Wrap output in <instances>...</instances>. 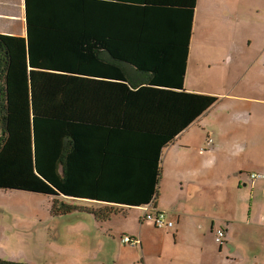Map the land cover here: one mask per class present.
Returning <instances> with one entry per match:
<instances>
[{"label": "trees", "instance_id": "trees-1", "mask_svg": "<svg viewBox=\"0 0 264 264\" xmlns=\"http://www.w3.org/2000/svg\"><path fill=\"white\" fill-rule=\"evenodd\" d=\"M196 3L2 0L0 190L154 209L164 150L219 101L184 87Z\"/></svg>", "mask_w": 264, "mask_h": 264}, {"label": "rangeland", "instance_id": "rangeland-1", "mask_svg": "<svg viewBox=\"0 0 264 264\" xmlns=\"http://www.w3.org/2000/svg\"><path fill=\"white\" fill-rule=\"evenodd\" d=\"M230 8L232 11L225 16L231 20L226 22L218 19L216 31L209 29L205 18L198 12L195 43L197 40L215 43L209 49L215 52L216 65L205 70L207 61L203 60L197 61L193 67L207 75L218 74L223 85L228 83L226 92L254 100L263 99V96L255 93L258 84L264 83V22L259 26L235 22L236 12L254 10L252 0H230ZM201 10H205V0L199 1L198 11ZM251 19L256 21L255 17ZM232 41L237 42V55L230 65H226L223 63L226 53L222 46ZM249 106L250 103H246V120L250 114ZM254 112L246 156L252 154V144L264 142V108L254 107ZM258 155L262 156V149H259ZM208 195L213 199L202 193L195 200L189 199L190 205H180L176 214L166 211L174 225L165 231L155 228L150 221L144 220L142 223L148 227L141 226L139 219L144 208L126 209L124 214L112 217L110 222L97 224L93 214L90 216L87 211L79 209H97L96 206L85 204L88 200L0 190V260L25 264H193V254L203 253L210 257L211 264H219L218 261L225 256L224 251L214 241L217 229L212 233L213 241L209 240L211 227L208 228V222L213 206L220 205L221 200L212 193ZM173 196L171 183L164 180L159 184L156 208L161 209L162 204L170 206ZM54 206L59 213L53 212ZM69 207H74V210H68ZM227 210L229 218L221 222L230 228L237 224L234 241L241 244L252 242L249 228L243 225V221L239 219L233 222L238 210L232 206ZM83 215L91 218L86 220L79 217ZM178 216L180 221L176 222ZM199 224H204L205 229H200ZM123 234L136 235L139 245L123 246L120 242ZM257 238L262 241L264 235L260 234ZM226 239L225 233L223 241Z\"/></svg>", "mask_w": 264, "mask_h": 264}, {"label": "crops", "instance_id": "crops-1", "mask_svg": "<svg viewBox=\"0 0 264 264\" xmlns=\"http://www.w3.org/2000/svg\"><path fill=\"white\" fill-rule=\"evenodd\" d=\"M199 1L197 0L195 8L184 87L187 92L218 97L219 101L164 150L160 184L164 180L171 183L174 200L170 206L162 204L159 210L155 203L152 210L163 213L169 210L170 213L176 214L180 205L191 204L189 199L195 200L202 193L206 194L209 199L213 198L208 194L217 195L221 204L213 206L211 211L208 222V228L210 226L211 230L208 238L213 241L212 233L215 229H221L227 235V239L221 247L225 256L218 263L221 264L220 261H224L223 264H264V240L259 241L257 238L260 234L264 235V179H250L254 174L264 177V142L252 144L254 150L250 156H246L247 139L255 117L254 107L264 108V98L254 100L226 92L228 83L223 85L218 74L207 75L193 67L197 61L202 62L203 60L207 61L205 70L216 65L214 62L215 52H211L209 49L215 43H203L199 40L195 43L198 12L205 18L209 29L216 31L219 27L217 20L230 21L231 19L225 14L232 11L230 0H205V10L201 11H198ZM252 4L253 11L234 14L237 24L247 22L259 26L261 22H264V0H252ZM23 13L24 7H21L17 19L15 18L21 23L13 26L14 32H8V24L5 23L4 32L8 36H25ZM252 17H255L256 21L252 20ZM13 18L14 16L10 13L0 12L1 22ZM11 23L13 22L11 21ZM245 32L246 30L243 31V33ZM237 48L236 41L222 46V50L226 53L224 64H231L237 55ZM233 66L235 68L236 65L233 63ZM255 95L264 97V83L258 84ZM248 102L250 103V114L246 120L244 112ZM245 124L246 130H244ZM243 136L245 137L244 144ZM259 149H262V156L258 155ZM192 174L193 179L191 178ZM230 192L233 193L232 196ZM85 204L96 206L97 209L104 206L89 201ZM229 206L238 210L233 222L239 221V219L243 221V225L249 228L248 232L252 242L246 244L235 242L234 235L238 230L237 224H233L230 228L221 222V220L229 218L227 210ZM86 210L90 211V209ZM143 217L144 211L142 218L139 219L142 223L144 222ZM83 218L88 220L89 216ZM170 218L168 217L174 223L171 216ZM111 219L112 217L103 222L98 219L96 223L106 224ZM179 221L180 217L178 216L176 222ZM142 223L141 226L148 227ZM228 224L230 225V222ZM199 228L203 230L205 225L199 224ZM128 237L136 239L137 236ZM144 255L145 257L147 255L146 249ZM193 264H211V260L203 253H195L193 254Z\"/></svg>", "mask_w": 264, "mask_h": 264}, {"label": "built area", "instance_id": "built-area-1", "mask_svg": "<svg viewBox=\"0 0 264 264\" xmlns=\"http://www.w3.org/2000/svg\"><path fill=\"white\" fill-rule=\"evenodd\" d=\"M250 179L251 180H263L264 177L263 175L254 174V175H251ZM144 209L145 211H144L143 220L152 222L154 224V227L161 228L165 231L173 227L174 223L168 219L166 213L157 212L155 210H152V208L150 207H145ZM224 236H225L224 231L221 229H218L214 235L215 242L218 243L219 245L222 244L224 240ZM121 242L123 244L129 242L131 246H137L138 244V242H131L130 239L127 237L123 238Z\"/></svg>", "mask_w": 264, "mask_h": 264}]
</instances>
